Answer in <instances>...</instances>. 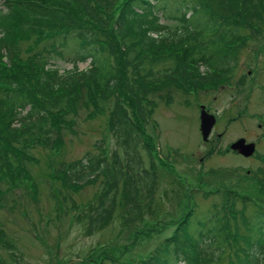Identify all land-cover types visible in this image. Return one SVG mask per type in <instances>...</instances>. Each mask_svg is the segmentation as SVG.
<instances>
[{
  "label": "trees",
  "instance_id": "16d2710c",
  "mask_svg": "<svg viewBox=\"0 0 264 264\" xmlns=\"http://www.w3.org/2000/svg\"><path fill=\"white\" fill-rule=\"evenodd\" d=\"M207 2L216 12L202 0L175 3L182 23L172 29L159 13L168 16V0H4L0 182L8 181L9 189L34 182V147L60 148L66 132L75 133L82 111L90 118L108 109L115 139L111 158L86 152L62 162L57 176L76 190L104 176L99 194L83 209L90 231L117 215L127 224L144 219L157 197L159 174L154 165L143 163L141 122L148 120L156 97L171 99L174 89L227 81L237 66L238 48L247 40L240 30L257 38L264 24V0ZM23 41L32 44L26 57L19 45ZM56 59L73 67L61 71ZM88 60L89 66L80 69ZM259 172L264 182V170ZM5 194L0 189V198ZM231 204L223 196L194 229L186 217L176 234L140 264H209L221 260L230 247L234 257L229 264H264V208L248 217V234L239 238ZM8 247L0 225V252ZM19 263L16 256L14 264Z\"/></svg>",
  "mask_w": 264,
  "mask_h": 264
},
{
  "label": "rangeland",
  "instance_id": "374dc122",
  "mask_svg": "<svg viewBox=\"0 0 264 264\" xmlns=\"http://www.w3.org/2000/svg\"><path fill=\"white\" fill-rule=\"evenodd\" d=\"M181 1L168 0V16L159 12L161 22L172 29L182 23L175 7ZM207 1L202 0L205 7L216 12ZM4 7L0 0V10ZM258 30L257 38L240 30L247 40L238 48L237 66L227 81L196 90L174 89L171 99L156 97L151 115L141 122L143 163L154 165L159 174L157 197L144 219L127 224L117 215L105 227L90 231L83 209L99 194L104 176L77 190L57 176L62 162L86 152L111 158L115 139L108 109L90 118L82 111L75 133L66 132L60 148L34 147L38 162L30 168L37 187L29 180L12 189L8 181L0 182L6 191L0 198V225L10 243L0 252L4 262L0 264H14L16 256L19 264H140L176 234L186 217L193 221L192 229L206 220L223 196L233 203L236 236L248 234V217L264 208V182L257 176L264 170V24ZM19 45L26 57L32 44ZM89 64L90 60L79 67ZM55 65L61 71L73 67L61 59ZM201 104L217 117L208 141L200 130ZM240 138L256 143L253 155L245 157L231 149ZM233 250L230 247L221 260L209 264H229Z\"/></svg>",
  "mask_w": 264,
  "mask_h": 264
},
{
  "label": "water",
  "instance_id": "95a60500",
  "mask_svg": "<svg viewBox=\"0 0 264 264\" xmlns=\"http://www.w3.org/2000/svg\"><path fill=\"white\" fill-rule=\"evenodd\" d=\"M200 120L202 137L207 141L212 133L217 118L206 109L205 105H201ZM231 147L246 157L253 155L256 150V144L254 142H247L245 138H240L238 141L232 143Z\"/></svg>",
  "mask_w": 264,
  "mask_h": 264
},
{
  "label": "bare ground",
  "instance_id": "6f19581e",
  "mask_svg": "<svg viewBox=\"0 0 264 264\" xmlns=\"http://www.w3.org/2000/svg\"><path fill=\"white\" fill-rule=\"evenodd\" d=\"M237 151V150H236Z\"/></svg>",
  "mask_w": 264,
  "mask_h": 264
}]
</instances>
